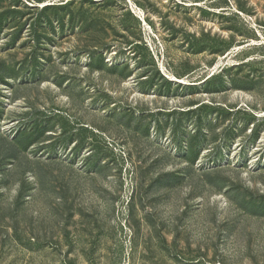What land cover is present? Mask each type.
Returning a JSON list of instances; mask_svg holds the SVG:
<instances>
[{"label": "rangeland", "instance_id": "rangeland-1", "mask_svg": "<svg viewBox=\"0 0 264 264\" xmlns=\"http://www.w3.org/2000/svg\"><path fill=\"white\" fill-rule=\"evenodd\" d=\"M0 264H264V0H0Z\"/></svg>", "mask_w": 264, "mask_h": 264}]
</instances>
